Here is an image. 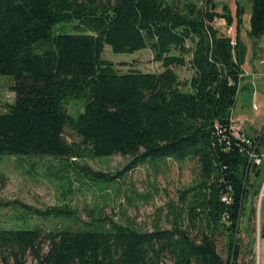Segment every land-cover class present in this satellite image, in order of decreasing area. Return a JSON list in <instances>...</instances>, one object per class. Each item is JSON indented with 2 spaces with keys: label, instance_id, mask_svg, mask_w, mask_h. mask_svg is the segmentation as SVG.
Returning <instances> with one entry per match:
<instances>
[{
  "label": "trees",
  "instance_id": "obj_1",
  "mask_svg": "<svg viewBox=\"0 0 264 264\" xmlns=\"http://www.w3.org/2000/svg\"><path fill=\"white\" fill-rule=\"evenodd\" d=\"M240 11L236 5V29ZM217 15L232 19L213 0H0V73L11 75L13 92L0 110V154L68 159L88 151L130 155L126 166L154 157L197 163L167 227L139 230L91 209L82 220L66 205L19 203L62 222L46 230L0 227V264H25L26 256L36 264H243L237 220L258 163L230 133L241 49L237 31L232 45L213 25ZM64 23L79 31L54 30ZM247 32H264V0H250ZM105 44L114 52L146 47L160 69L120 70L103 56ZM174 66L189 75L180 78ZM68 98L81 103L74 113ZM65 127L77 140L64 137ZM72 164L88 179L122 172Z\"/></svg>",
  "mask_w": 264,
  "mask_h": 264
},
{
  "label": "rangeland",
  "instance_id": "obj_2",
  "mask_svg": "<svg viewBox=\"0 0 264 264\" xmlns=\"http://www.w3.org/2000/svg\"><path fill=\"white\" fill-rule=\"evenodd\" d=\"M215 9L227 12L232 17L230 22L222 15H217L212 21L217 28L234 35L237 31L240 49L241 65L251 73L253 64L264 68V32L257 38H251L247 32L250 0H213ZM226 5V9L222 8ZM241 7L240 20L236 29L235 6ZM58 25V24H57ZM227 25L231 29H227ZM55 31L64 30L78 32L79 29L64 23ZM102 54L110 59L120 70L135 68L140 70H158L160 64L152 58L148 48L132 51L114 52L108 44L103 47ZM259 57L262 59L257 60ZM180 78L189 75V69L174 66ZM11 75L0 73V110L5 103L13 98L9 88ZM239 93H241L239 91ZM242 95V93L240 94ZM239 95V96H240ZM249 107L252 103H263L264 86L258 89L256 96L251 91L247 95ZM66 108L76 112L81 106L79 100L66 99ZM249 111H247L248 113ZM237 120V101L231 111ZM245 118L241 120L245 124ZM258 126L264 127V108L255 115ZM245 128L252 135L257 129ZM63 135L68 141L77 140V136L65 127ZM253 136V135H252ZM260 150L258 171L250 178V184L243 197L240 214L237 220V261L243 264H264V132ZM130 155L114 153L110 155H90L88 151L81 157L68 159L51 153H32L25 155L0 154V174L4 175V182L0 186V227L12 229H27L39 226L46 230L58 226L61 219L47 215L36 214L19 203L32 208L46 210L51 206H63L75 210L82 220H87L88 210H93L118 223H129L139 230H149L155 224L167 227L171 216L172 205L177 204V192L192 182L197 171L195 159L154 157L144 158L131 166ZM71 161V162H70ZM85 164L92 169L115 172L121 170L118 177L104 179L89 177L78 172L73 164ZM16 201L18 203H13ZM96 212V213H95ZM76 228L77 224H72ZM216 248L221 252L220 242ZM25 264H36L29 256Z\"/></svg>",
  "mask_w": 264,
  "mask_h": 264
},
{
  "label": "crops",
  "instance_id": "obj_3",
  "mask_svg": "<svg viewBox=\"0 0 264 264\" xmlns=\"http://www.w3.org/2000/svg\"><path fill=\"white\" fill-rule=\"evenodd\" d=\"M259 59H262V58L259 57L257 60L259 61ZM256 64H253L251 68L252 69L251 73H248L246 70H244V67L240 64L241 70L244 73V75L241 76L239 80V84H238V89H237V118L241 119V115L246 117L245 124L242 123L243 128L244 127L250 128L251 130H253L255 126H257L256 128H259L254 134H252L253 137L257 139L263 127L257 125L256 123L257 119L255 118V115L258 113L259 109L264 108V104L263 103H252L254 104V106L249 107V101L247 97V95L249 94V86H251L252 96H256L258 89L261 90V86H264V68L257 67ZM239 91L242 93V95H240L241 93H239ZM261 101H264V100H261ZM235 104L233 108L235 107ZM247 111L249 112L247 113ZM258 151L260 152L259 149Z\"/></svg>",
  "mask_w": 264,
  "mask_h": 264
},
{
  "label": "built area",
  "instance_id": "obj_4",
  "mask_svg": "<svg viewBox=\"0 0 264 264\" xmlns=\"http://www.w3.org/2000/svg\"><path fill=\"white\" fill-rule=\"evenodd\" d=\"M227 29L230 30L231 26L227 25ZM228 33V32H226ZM229 34V33H228ZM230 35V43L233 45L235 43L234 35ZM239 75L242 76L244 73L241 71ZM254 106V104H252ZM232 114V113H231ZM230 114V122H229V129L230 133L235 137L238 141V150L242 151L248 159V162L259 163L260 161V152L256 149L257 146V139L253 136H250L245 129L243 128V122L241 119L232 117ZM222 200L227 201L228 195H222Z\"/></svg>",
  "mask_w": 264,
  "mask_h": 264
}]
</instances>
